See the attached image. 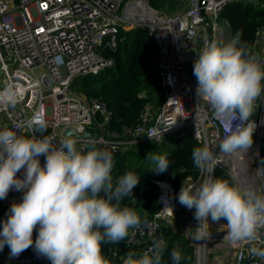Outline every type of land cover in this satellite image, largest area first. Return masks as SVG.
Listing matches in <instances>:
<instances>
[{
	"label": "built area",
	"instance_id": "built-area-1",
	"mask_svg": "<svg viewBox=\"0 0 264 264\" xmlns=\"http://www.w3.org/2000/svg\"><path fill=\"white\" fill-rule=\"evenodd\" d=\"M239 1L258 0H178L183 8L171 15L157 11L148 0H0V91L12 87L18 101L15 108L0 105V130L10 129L18 136L32 138L27 122L40 113L47 122L43 136L53 138L56 148L61 147L65 138H72L81 148L95 141L96 148L107 149L112 154H124L141 144L161 143L166 137L188 132L203 147L207 145L214 151L217 164L211 174L213 178L215 173L223 172L234 186L252 188L264 196V91L249 118L256 124L255 143L249 148L252 151L225 154L218 145L235 130L239 121L229 124L217 118L203 98L197 97V79L193 75L194 63L205 40L224 45L229 42L228 25L220 20V14L225 6ZM136 28L144 29L157 49L163 102L156 110L148 106L133 128H123L117 133L107 129L111 113L105 104L73 91L71 84L77 77L97 75L111 68L113 60L104 57L105 50L115 52L120 29ZM256 44L260 49L255 47L254 54L264 67V28L258 32ZM16 123L25 126L18 130L14 127ZM66 129L74 134L65 136ZM86 132L94 137H84ZM34 135L42 138L39 132ZM39 160L44 166L45 157L40 156ZM23 174L21 169L17 178L22 179ZM208 176L197 168L196 178H187L178 189L167 181H153L158 211L141 228L129 229L120 247L132 249L143 244L142 255L152 247L161 225H173L175 217L191 215L183 224L182 236L192 247L194 264H208L211 243L227 242L223 239L226 226L222 221L213 223L209 216L211 238L200 242L206 246L198 245L186 233L187 229L198 226L195 208L188 210L178 201L183 185L202 184ZM22 196L23 192L13 189L6 199L0 200L1 229L11 205L21 203ZM214 227L222 229L219 239L212 232ZM251 247L261 248L264 243L232 245L230 264H264V260L250 253ZM2 261L3 264H45L36 252L23 251L18 257H11L10 248Z\"/></svg>",
	"mask_w": 264,
	"mask_h": 264
},
{
	"label": "clouds",
	"instance_id": "clouds-1",
	"mask_svg": "<svg viewBox=\"0 0 264 264\" xmlns=\"http://www.w3.org/2000/svg\"><path fill=\"white\" fill-rule=\"evenodd\" d=\"M240 36L237 32L224 46L205 40L193 68L197 97L203 98L217 118L229 124L239 121L218 145L225 154L248 151L253 145L256 124L249 118L264 91V67L257 54L243 45L238 47ZM17 102L12 87L0 91V105L15 108ZM24 126L14 124L18 130ZM27 127L33 132L32 138L18 136L10 129L0 130V200L6 199L13 189L23 192L22 202L11 205L3 222L0 251L7 245L10 256L18 257L34 244L36 253L51 264H109L102 254V242L117 244L128 237L129 229L141 228L145 223L134 210L120 207L121 201L131 196L140 177L127 172L114 181L113 154L96 148L95 141L89 142L86 152L78 150V141L72 138H65L61 147L56 148L53 138L43 136L47 122L40 113L33 115ZM36 132L41 133V139L35 138ZM40 156L45 157L44 166ZM147 158L155 163L157 174L170 168L171 161L166 156L149 153ZM192 160L195 167L209 176L202 184L183 185L178 195L182 206L188 210L195 208L198 226L186 230L190 239L206 246L200 242L211 238L210 216L213 223L222 218L227 221L223 239L231 245L264 243V196L252 188L241 189L226 180L214 179L211 174L217 160L209 146L194 148ZM21 169L22 179L17 178ZM165 208L172 212L167 205ZM165 248L162 237L153 240L148 252L138 258L129 251L123 264H161ZM250 253L264 260V247H251ZM170 258L172 264H180L181 251L173 248Z\"/></svg>",
	"mask_w": 264,
	"mask_h": 264
},
{
	"label": "trees",
	"instance_id": "trees-1",
	"mask_svg": "<svg viewBox=\"0 0 264 264\" xmlns=\"http://www.w3.org/2000/svg\"><path fill=\"white\" fill-rule=\"evenodd\" d=\"M151 7L156 10L168 9L175 6L176 0H148ZM220 20L226 21L230 40L241 33L240 45H243L250 53L255 52V42L258 32L264 28V0L256 3L233 2L223 8ZM227 42V43H229ZM226 43V44H227ZM219 46L225 43L218 42ZM104 57L113 60L111 68H105L97 75L77 77L71 84V89L82 94L87 99L101 100L106 109L111 113L107 129L121 133L123 128H133L139 121L141 114L153 104L158 108L163 102V90L158 78L157 52L154 44L144 29L131 30L120 29L118 32V44L115 52L105 50ZM27 138L26 135L23 136ZM171 148L164 145L145 143L131 149L124 154H113L115 167L112 172L114 181L127 172H133L140 177L139 183L132 189L131 196L121 201L120 207H128L134 210L142 222L148 221L158 211L156 204L157 188L153 181H167L178 189L187 178H196L197 167L192 160L194 148L203 147L202 143L194 139L188 132L172 139ZM78 150L87 151L89 146ZM165 156L171 161L170 168L157 174L154 167L142 161L145 154ZM262 165H264V148L262 150ZM264 178V167H262ZM214 179H222L233 185L232 180L223 172H217ZM226 224L225 219H221ZM0 231L2 229L0 228ZM38 236V227L34 229L33 237ZM163 238L166 248L162 254L161 264H172L170 253L173 248H178L182 253L180 264H191L193 250L184 237L173 231L169 225H161L156 240ZM125 241V240H123ZM120 241L117 244H104L102 242V254L108 259L109 264H123L129 251L135 252L137 258L141 255L143 244L132 249H122ZM5 245L0 251V264L2 257L8 251ZM25 253L36 252L30 246ZM45 264L51 262L43 257Z\"/></svg>",
	"mask_w": 264,
	"mask_h": 264
},
{
	"label": "rangeland",
	"instance_id": "rangeland-1",
	"mask_svg": "<svg viewBox=\"0 0 264 264\" xmlns=\"http://www.w3.org/2000/svg\"><path fill=\"white\" fill-rule=\"evenodd\" d=\"M177 1L178 0H176L175 6L168 8V9L165 8L163 10H157V11L171 15V14H174V13L182 10L183 6L181 4H179ZM155 50L157 52L156 47H155ZM149 108L151 110H156V107H154L152 103L149 104ZM167 139L168 138H164L163 140L167 141ZM262 141H264V140H262ZM168 142L170 143V145L168 144L169 149H170L171 148V142L170 141H168ZM254 143H255V137L253 136V144ZM152 144H156L157 146L161 145V144H162V146L164 145L163 143H152ZM263 144H264V142H262V146H263ZM263 148H264V146H263ZM263 148H262V150H263ZM163 151L164 152L161 155L165 156L166 150L164 149ZM147 156H148V154H145V157L142 161H144V163H149L148 164L149 167L156 166L155 163L150 158H147ZM191 217H192L191 215L177 216L173 220L174 224L172 225V223H171V224H169V226H171L173 228L174 232L177 231L176 233L182 235L183 224L187 219H190ZM212 232L214 235H216L215 239H219L218 235H220L222 233V229L214 227V228H212ZM188 244H189V242H188ZM218 246H220L222 249L217 248ZM210 251H211V253L209 255L208 264H230L231 263V259H232V255H233L234 250L232 249V245L229 242H221L219 240H215L210 245ZM194 261H195V259L193 256V261L191 264H194Z\"/></svg>",
	"mask_w": 264,
	"mask_h": 264
},
{
	"label": "water",
	"instance_id": "water-1",
	"mask_svg": "<svg viewBox=\"0 0 264 264\" xmlns=\"http://www.w3.org/2000/svg\"><path fill=\"white\" fill-rule=\"evenodd\" d=\"M71 134H74V131L71 130V129H66V130L64 131V135H65V136H69V135H71ZM83 136H84V137H89V138H93V137H94L93 134L88 133V132L84 133ZM174 138H176V137H174Z\"/></svg>",
	"mask_w": 264,
	"mask_h": 264
},
{
	"label": "crops",
	"instance_id": "crops-1",
	"mask_svg": "<svg viewBox=\"0 0 264 264\" xmlns=\"http://www.w3.org/2000/svg\"><path fill=\"white\" fill-rule=\"evenodd\" d=\"M13 1H15V2H17L18 0H13ZM256 46V49L259 47V49H260V45H258V44H256L255 45ZM258 49V50H259ZM166 138H168V137H166ZM170 138H172V139H174V137H170ZM164 141V140H163ZM161 142V143H165V146L167 147V148H169V145H170V143L168 142V141H170L169 139H167V141H164V142ZM171 142V145H172V140L170 141ZM169 144V145H168ZM33 241L35 242V238L33 237Z\"/></svg>",
	"mask_w": 264,
	"mask_h": 264
},
{
	"label": "bare ground",
	"instance_id": "bare-ground-1",
	"mask_svg": "<svg viewBox=\"0 0 264 264\" xmlns=\"http://www.w3.org/2000/svg\"><path fill=\"white\" fill-rule=\"evenodd\" d=\"M251 151H252V149H249V150H248V152H251Z\"/></svg>",
	"mask_w": 264,
	"mask_h": 264
}]
</instances>
